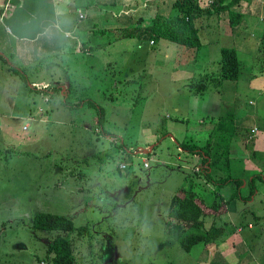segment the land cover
<instances>
[{
    "label": "rangeland",
    "instance_id": "rangeland-1",
    "mask_svg": "<svg viewBox=\"0 0 264 264\" xmlns=\"http://www.w3.org/2000/svg\"><path fill=\"white\" fill-rule=\"evenodd\" d=\"M84 16L77 24L91 30L89 42L78 34L79 45L69 53L23 73L0 58V264H52L45 232L32 228L41 212L88 228L83 237L79 230L66 234L76 264H208L199 255L201 245L183 251L165 233L164 222L184 177L199 171L198 157L178 143L204 145L217 117L229 110L238 128L231 175L242 181V200L227 206L231 223L225 224L224 215L216 224L241 228L235 236L248 255L243 252L239 260L264 264V180L255 177L264 176V49L253 59L241 55L236 82H220L213 79L214 60L220 59L214 45L211 54L163 39L152 46L145 36L120 37L124 30L105 31L103 19ZM5 26L3 18L0 30ZM263 27L261 22L260 32ZM177 49L189 50L195 60L189 63L195 70L190 81ZM252 75L257 87L248 85ZM189 84H197V92ZM61 85L67 91L60 92ZM151 147L147 154L135 153ZM199 182L194 191L212 201L211 185ZM236 191L231 183L219 193L228 200Z\"/></svg>",
    "mask_w": 264,
    "mask_h": 264
},
{
    "label": "trees",
    "instance_id": "trees-1",
    "mask_svg": "<svg viewBox=\"0 0 264 264\" xmlns=\"http://www.w3.org/2000/svg\"><path fill=\"white\" fill-rule=\"evenodd\" d=\"M241 1L244 0H175L172 5L174 11L172 16L157 15L145 28L127 29L121 37L145 36L151 41L163 39L187 49L199 50L201 43L196 20L203 16L226 13L229 26L237 27L244 17L234 8ZM2 9L3 5L0 9V17ZM46 58L49 57H45L39 62ZM241 59V55L234 48H221L218 76L213 79H218L220 82H236L243 66ZM207 77L212 78L213 76L207 75ZM202 83L204 84L205 81ZM188 86L191 91H196L197 84ZM99 113V117H101L102 114ZM237 131L234 113L229 110L226 114L217 117L215 126L204 145L201 146L186 140L178 143V148L183 152L198 157L196 166L199 167V171L188 173L184 177V184L170 198L164 230L185 252H190L196 245H201L203 249L217 247L234 232V229H229L225 225L218 226L216 222L218 217L224 213V208H227L232 200L239 198L242 200L239 192L242 181L231 175V155ZM152 150L153 147L150 152ZM255 177L264 180V176L261 174H256ZM199 181L211 185L212 189L209 194L213 196L212 201L194 191V188L199 186ZM253 181L254 178L250 183ZM231 183L237 187L238 192L232 193L229 199L225 200L219 190ZM252 194L251 191L246 199H250ZM32 228L45 232V249L47 257L52 255V264H76L73 243L66 238V234L79 230L78 236L83 237L88 228L77 229L72 219L43 212L35 214L32 219Z\"/></svg>",
    "mask_w": 264,
    "mask_h": 264
},
{
    "label": "crops",
    "instance_id": "crops-1",
    "mask_svg": "<svg viewBox=\"0 0 264 264\" xmlns=\"http://www.w3.org/2000/svg\"><path fill=\"white\" fill-rule=\"evenodd\" d=\"M174 1L21 0L17 8L3 17L6 25L9 24V26H5L3 30H0V58L9 67H17V71L20 73L26 67L45 57L69 53L71 49L73 50L79 45L78 34H81V38L85 37L84 40L87 39L89 42L92 32L85 27H79L77 22L80 15L84 14L85 16H83L86 19L89 16L90 19H103L106 23L105 28L114 29L115 31L120 30V32L124 30V32L119 33L121 37V34H125L127 29L145 28L151 24L157 15L169 17ZM3 3L4 0H0V9ZM234 10L244 17L237 27L229 26L226 13L203 16L196 20V23L199 24V27H197L199 40H201L200 37L204 39V42H202L203 46L200 49H206V52L211 54L213 51L212 45L215 47L214 50L219 53L221 48H234L240 55L253 59L261 49H264V27L263 32H260L258 28L260 23L264 22V0H244ZM107 28L105 31H107ZM56 29L57 32L55 33ZM48 30L51 31L49 32ZM208 34L209 38L207 37ZM40 37H43V39L38 41ZM84 40L80 39L83 43L81 49L88 52L89 47L84 44ZM155 43V41L149 40V45L153 46ZM205 46L207 47L205 48ZM101 47L99 46V48ZM102 49L104 50L105 48L102 47ZM179 54L183 56V59H179L178 62L187 63V65L182 64L180 68L185 76L189 77L188 80L190 81L193 79L192 74L195 70L189 67V63L195 60L192 61L190 59V52L187 49H177V57H181ZM214 61V67L217 65V69H219L218 60ZM214 71L218 72L215 68ZM255 77L256 75L251 76L248 85L257 87L255 80H253ZM34 84L39 85L40 83L33 82L31 86ZM46 85L44 86L47 88ZM66 87L61 85L60 88L63 89H60V92L65 90ZM235 95V97H243L238 92H235ZM248 104L253 105V102L249 101ZM235 109L239 110V107L236 106ZM239 116L242 117L243 115ZM28 119L32 120L31 118ZM33 121L35 120L33 119ZM256 131V127H253L250 132L255 134ZM224 210V213L218 219L226 215L224 219L227 225V222L231 223L233 215L230 207H225ZM247 227L248 229H253L252 223L249 222ZM233 229L234 234L228 236L219 246L202 249L199 252L200 257H205V261L208 264H248L239 260L242 257V253L244 252L248 255V251L242 249V246H245L243 239L235 236V233L240 234L243 231L237 227ZM249 258L252 263L254 261L253 257L249 256Z\"/></svg>",
    "mask_w": 264,
    "mask_h": 264
},
{
    "label": "built area",
    "instance_id": "built-area-1",
    "mask_svg": "<svg viewBox=\"0 0 264 264\" xmlns=\"http://www.w3.org/2000/svg\"><path fill=\"white\" fill-rule=\"evenodd\" d=\"M21 2V0H5L4 4H3V9H2V14L0 17V22L3 20V17L5 14L9 13L10 11L14 10L15 8H17L18 4ZM80 18H83V15H80ZM255 131V130H254ZM150 148H146L144 150H138L135 153H144L147 154L150 151ZM119 168L121 170L126 168L125 164H120ZM143 168L147 169L149 168V164L146 160L143 161Z\"/></svg>",
    "mask_w": 264,
    "mask_h": 264
},
{
    "label": "water",
    "instance_id": "water-1",
    "mask_svg": "<svg viewBox=\"0 0 264 264\" xmlns=\"http://www.w3.org/2000/svg\"><path fill=\"white\" fill-rule=\"evenodd\" d=\"M150 150H151V148H150ZM150 150H149V151H150Z\"/></svg>",
    "mask_w": 264,
    "mask_h": 264
}]
</instances>
